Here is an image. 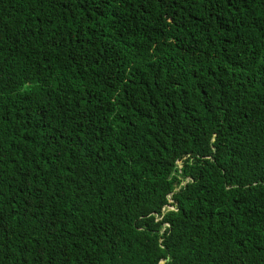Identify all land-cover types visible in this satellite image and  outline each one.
<instances>
[{
	"label": "trees",
	"instance_id": "1",
	"mask_svg": "<svg viewBox=\"0 0 264 264\" xmlns=\"http://www.w3.org/2000/svg\"><path fill=\"white\" fill-rule=\"evenodd\" d=\"M0 264H264V0H0Z\"/></svg>",
	"mask_w": 264,
	"mask_h": 264
}]
</instances>
